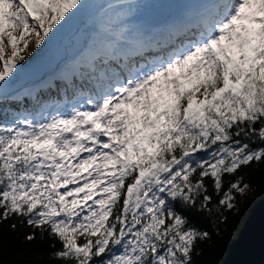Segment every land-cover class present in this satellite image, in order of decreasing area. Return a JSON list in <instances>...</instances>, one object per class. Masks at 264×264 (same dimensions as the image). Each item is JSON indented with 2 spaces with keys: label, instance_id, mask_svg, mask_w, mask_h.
Wrapping results in <instances>:
<instances>
[{
  "label": "snow or ice",
  "instance_id": "obj_1",
  "mask_svg": "<svg viewBox=\"0 0 264 264\" xmlns=\"http://www.w3.org/2000/svg\"><path fill=\"white\" fill-rule=\"evenodd\" d=\"M83 7L0 0V81L29 37L38 49ZM136 7L106 5L113 50ZM172 37L125 75L102 74L67 112L0 119V221L26 222L27 241L47 233L62 264H192L210 234L177 205L210 211L214 193L232 210L250 188L236 174L264 162V0H205Z\"/></svg>",
  "mask_w": 264,
  "mask_h": 264
},
{
  "label": "trees",
  "instance_id": "obj_2",
  "mask_svg": "<svg viewBox=\"0 0 264 264\" xmlns=\"http://www.w3.org/2000/svg\"><path fill=\"white\" fill-rule=\"evenodd\" d=\"M60 31L61 29L56 33ZM65 51L66 46H61L49 53L39 65L46 62V66ZM91 53L92 61L88 57ZM102 55L103 49L99 45V48L95 46V50L89 54L78 56L77 67H80L81 76L74 74L71 68H61L42 81L27 83L33 73L17 83L10 81V77L6 78L7 83L0 81L3 84V92L0 94V119L9 121L14 115L21 113L42 119L46 115V101L54 100L56 94H62L61 99H68L79 93L95 92L97 85L94 83V71L100 66ZM63 79L69 80V90L64 89ZM236 175H242L243 182L249 184L250 188L242 196L237 194L234 209L217 210L219 197L214 193L210 211L184 210L177 205V209L184 212L194 227L210 234L209 239L197 243L192 254V264L264 263V162L243 167ZM232 179L235 177H224L225 188ZM207 182L211 185L210 180ZM13 223L16 225L14 230L11 228ZM32 231L34 230L18 217L0 221V264H62L50 255L54 251L51 245L55 243L58 248L59 242L54 241L47 233L42 237L38 231L34 240H25L24 237Z\"/></svg>",
  "mask_w": 264,
  "mask_h": 264
},
{
  "label": "rangeland",
  "instance_id": "obj_3",
  "mask_svg": "<svg viewBox=\"0 0 264 264\" xmlns=\"http://www.w3.org/2000/svg\"><path fill=\"white\" fill-rule=\"evenodd\" d=\"M84 2L85 7H83L79 12V19L76 20L74 24L66 27L67 33L73 32L74 29L82 28L86 31L84 32L85 42H93L95 44L97 40L104 39H112L116 41V37L114 35H109L104 30L105 26L109 22V16L105 11V8L107 4L112 2V0H84ZM171 2L172 0H136L137 7L134 9L133 14L126 21L128 31L125 33L124 39L116 44L115 49L118 52L122 49L128 50L130 41H137L143 44L142 48L147 46V50L149 41L142 40L140 38H143V36L147 34L146 30L149 29L151 24L155 22L163 23L166 20L168 14L171 12L169 8V4ZM76 17L77 15L73 19H75ZM172 18H170L169 21L164 22V25L167 26L171 24L173 22ZM14 35H19V28L15 29ZM63 36V34H60L62 40L64 38ZM28 39V49L20 53L21 55L25 56V60H29L32 55H36L37 57H39L41 54L46 52L45 49L47 47L45 45V42L42 43V46L37 49L34 46V37H29ZM63 42L64 40L60 44H62ZM75 43H79L77 40V36L76 39H73V45H75ZM82 46L84 47L83 51L86 50L87 44L85 43ZM128 52H130V50ZM143 52L144 51L142 50L139 52V54ZM29 53L31 54L29 55ZM126 57L127 56H124L125 59ZM35 62L36 60H34L33 62L34 66H36ZM18 67V71L15 69L13 70L15 74L11 75L12 78L17 77L20 73L23 67V61H18ZM77 103H84V98L78 99ZM65 110L69 111V108Z\"/></svg>",
  "mask_w": 264,
  "mask_h": 264
},
{
  "label": "bare ground",
  "instance_id": "obj_4",
  "mask_svg": "<svg viewBox=\"0 0 264 264\" xmlns=\"http://www.w3.org/2000/svg\"><path fill=\"white\" fill-rule=\"evenodd\" d=\"M172 17V14H168V18H171ZM109 49H111L110 47H107V51L109 50ZM163 51H166V49H163ZM64 104L66 105V106H69V105H72V102L71 101H64Z\"/></svg>",
  "mask_w": 264,
  "mask_h": 264
},
{
  "label": "water",
  "instance_id": "obj_5",
  "mask_svg": "<svg viewBox=\"0 0 264 264\" xmlns=\"http://www.w3.org/2000/svg\"><path fill=\"white\" fill-rule=\"evenodd\" d=\"M264 264V263H263Z\"/></svg>",
  "mask_w": 264,
  "mask_h": 264
}]
</instances>
